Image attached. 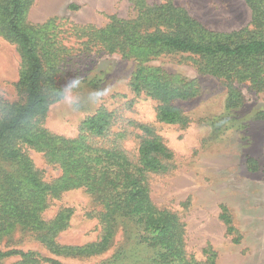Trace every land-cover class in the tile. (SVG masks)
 <instances>
[{
  "label": "rangeland",
  "instance_id": "1",
  "mask_svg": "<svg viewBox=\"0 0 264 264\" xmlns=\"http://www.w3.org/2000/svg\"><path fill=\"white\" fill-rule=\"evenodd\" d=\"M164 3L184 8L214 32L256 29L246 0H33L26 21L38 24L52 19L49 38L61 52L54 74L61 97L51 104L43 126L53 134L76 137L81 121L103 107L112 112L103 146L117 143L130 155L139 144L136 125L151 127L172 152V166L162 174L148 175L149 197L155 206L175 212L185 223L187 254L205 262L203 249L209 247L215 252V264H264V91L253 89L248 80H234L231 84L242 99L228 109L230 81L205 72L197 56L162 52L145 64L195 81L198 87L195 96L172 102L186 122L165 123L156 117L157 100L144 93L136 95L130 87L138 66L135 52H107L89 32L78 28H100L112 18L132 20L148 6ZM147 29L175 28L169 21L153 19ZM49 63L46 60L44 66ZM19 70L16 46L0 35V95L7 101L20 99L15 85ZM23 148L42 170L44 180L59 176L60 169L47 161L44 152ZM221 205L226 207L231 231L220 218ZM63 208L72 212L68 225L56 236L58 242L81 245L99 238L96 212L102 206L90 193L83 188L65 190L50 200L43 215L51 219ZM48 237L46 230L16 225L1 234L0 251H37L44 264H135L137 259L128 254L127 259L111 262L127 240L122 226L107 249L92 254L53 252ZM0 264L36 262L16 253L0 257Z\"/></svg>",
  "mask_w": 264,
  "mask_h": 264
},
{
  "label": "trees",
  "instance_id": "2",
  "mask_svg": "<svg viewBox=\"0 0 264 264\" xmlns=\"http://www.w3.org/2000/svg\"><path fill=\"white\" fill-rule=\"evenodd\" d=\"M32 1L0 0V35L14 44L19 54L15 85L21 95L17 101H7L0 95V236L22 225L48 231V246L53 252L92 254L107 249L122 226L127 235L124 244L131 248L122 247L111 262L132 254L137 258L135 264H215V252L209 247L203 249L205 262L187 254L185 223L175 212L155 206L149 197L148 175L162 174L172 166V152L151 127L136 125L139 144L136 153L130 155L117 143L103 146L112 117V112L103 107L81 121L76 137L56 135L43 126L51 104L61 97L54 83L61 52L49 38L52 19L38 24L26 21ZM246 2L256 28L250 31H211L184 8L171 3L148 6L132 20L112 18L100 28H78L89 32V37L107 52L126 54L133 50L138 66L129 82L132 91L157 100L156 117L160 121L184 123L187 118L172 102L195 96V81L145 61L162 52L187 53L197 56L207 73L230 84L248 80L253 89L264 91V0ZM153 19L169 21L175 29L150 31L147 25ZM46 60L50 62L47 68ZM241 99L240 91L231 84L226 108L237 107ZM24 146L44 152L47 161L60 169L59 176L44 180L42 170L34 165ZM74 188H83L102 206L96 212L100 236L81 245L61 244L56 236L68 225L72 209H60L51 219H46L43 212L52 198ZM220 207V218L231 231L226 207ZM16 253L44 264L41 254L32 250L0 251V257Z\"/></svg>",
  "mask_w": 264,
  "mask_h": 264
}]
</instances>
